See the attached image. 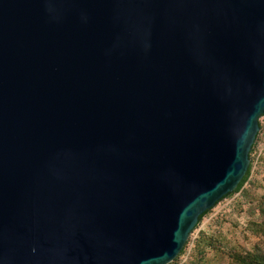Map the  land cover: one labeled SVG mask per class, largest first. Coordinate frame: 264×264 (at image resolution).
Returning a JSON list of instances; mask_svg holds the SVG:
<instances>
[{
	"label": "water",
	"instance_id": "95a60500",
	"mask_svg": "<svg viewBox=\"0 0 264 264\" xmlns=\"http://www.w3.org/2000/svg\"><path fill=\"white\" fill-rule=\"evenodd\" d=\"M263 115L264 0H0V264H169Z\"/></svg>",
	"mask_w": 264,
	"mask_h": 264
},
{
	"label": "trees",
	"instance_id": "16d2710c",
	"mask_svg": "<svg viewBox=\"0 0 264 264\" xmlns=\"http://www.w3.org/2000/svg\"><path fill=\"white\" fill-rule=\"evenodd\" d=\"M262 117H264V115ZM262 139H264V123L260 120V131L250 153L251 163L247 174L236 190L227 194L221 200L231 197L240 191L243 192L245 197H251V194L248 193V189H245V185L248 181H251V175L253 172L254 162L252 153L256 150L259 141ZM253 196L257 202L258 212L255 214L253 220H249L247 230L257 236L259 241H257L252 248H249L246 244L247 235H245V233L242 237L236 235L235 238H222L221 229H216L213 233L202 230L199 237L194 240L193 248L189 253L185 264H264V193H255ZM210 212L211 210L205 212L200 217L199 222H201L205 216L209 215ZM217 222L222 226V221ZM190 242L191 238L189 237L177 259L188 253V245ZM210 250H212L213 257L208 256ZM175 260L169 264H173Z\"/></svg>",
	"mask_w": 264,
	"mask_h": 264
},
{
	"label": "rangeland",
	"instance_id": "374dc122",
	"mask_svg": "<svg viewBox=\"0 0 264 264\" xmlns=\"http://www.w3.org/2000/svg\"><path fill=\"white\" fill-rule=\"evenodd\" d=\"M260 120L264 123V117H261ZM252 157L254 166L251 181H248L245 185V189H248L251 197H245L243 192L240 191L218 202L211 209L210 214L199 222L190 235L191 242L188 245V253L180 256L178 259L176 258L177 260L173 264H185L193 248V242L199 237L202 230L213 233L216 229H221L222 238H235L236 235L242 237L245 233L247 235L246 244L249 248H252L259 241L257 236L247 230V225L249 220H253L255 214L258 212L257 202L253 195L255 193H264V139L259 141L256 150L252 153ZM217 221H222V226ZM212 255V250H210L208 256Z\"/></svg>",
	"mask_w": 264,
	"mask_h": 264
}]
</instances>
